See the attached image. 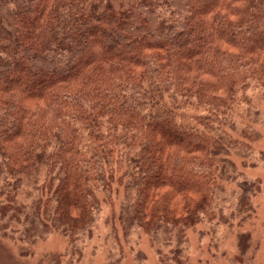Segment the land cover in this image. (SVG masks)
<instances>
[{
    "label": "trees",
    "instance_id": "trees-1",
    "mask_svg": "<svg viewBox=\"0 0 264 264\" xmlns=\"http://www.w3.org/2000/svg\"><path fill=\"white\" fill-rule=\"evenodd\" d=\"M262 65L264 0H0V240L33 248L107 208L112 231L175 233L164 256L189 264L185 234L225 185L242 205L261 190L247 174L263 169L264 154L248 163L260 135L234 111Z\"/></svg>",
    "mask_w": 264,
    "mask_h": 264
},
{
    "label": "rangeland",
    "instance_id": "rangeland-1",
    "mask_svg": "<svg viewBox=\"0 0 264 264\" xmlns=\"http://www.w3.org/2000/svg\"><path fill=\"white\" fill-rule=\"evenodd\" d=\"M260 69L264 74L263 65ZM246 94L248 95L247 101L244 98L235 105L234 119L242 128V131H238L239 134L244 129V132L249 131L260 135V139L257 143L252 144L253 148L250 150L252 157L248 163H252V159L259 158L261 154H264V102L259 99L264 97V85L261 87L255 83ZM250 103L253 110L260 112V116H254L252 110L247 117V111H249L247 106H250ZM244 156L247 155L239 153L233 158L238 164H242L249 160H246ZM245 165L247 166V164ZM247 167V174L251 180L261 177L263 179H260L261 190L258 196L254 197L251 203L242 205L238 199L240 194L232 189L234 186L226 184V191H220L215 202L208 204V211L201 212L203 213L201 216L198 215L197 218L202 222L200 227L196 228L195 226L193 231L189 230L185 234L186 241L183 240L184 243L180 245V251H182L181 257L187 258L189 264H264V166L261 165L263 169L259 168L260 171H256L250 165ZM32 189V185H28L18 196L19 203L26 204L28 209L37 200V195L36 193L32 194ZM163 201L165 200L162 199ZM177 203L180 206L183 205L182 200L178 199ZM5 206V203L0 205V228L9 230L6 227L9 225V218L12 219V215L9 216V210ZM246 207H248L247 210ZM182 209V207L178 208L177 211L182 212ZM108 212L110 210L104 209L103 216L101 215L102 218L99 217L96 221L95 228L92 225L86 230L73 233L72 236L50 233L41 241H36L33 248L30 245L32 237L29 235L23 237L21 241L16 239V242L13 243L0 240V264L185 263H180L179 260L172 262L171 258L168 259L169 257L165 258L164 256V254L169 256L173 247L177 245L173 239L176 236L175 233L172 234L173 238L169 236V240L164 237L159 240L152 239L154 236L151 229L153 224L149 221L150 226L145 225L144 234L140 232L139 235L137 232V235H133L132 231L118 233L119 230L116 229L112 234V229L105 221L109 215ZM118 225L122 228L120 223ZM168 229L160 232L166 236L169 234ZM176 229V232L183 230L181 227ZM211 231H213V243L210 241L209 233ZM200 232L207 233L202 234V238H199ZM175 240L177 241V237ZM24 246L27 249H34L35 256H26L23 250L20 251V247Z\"/></svg>",
    "mask_w": 264,
    "mask_h": 264
}]
</instances>
